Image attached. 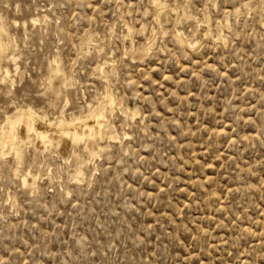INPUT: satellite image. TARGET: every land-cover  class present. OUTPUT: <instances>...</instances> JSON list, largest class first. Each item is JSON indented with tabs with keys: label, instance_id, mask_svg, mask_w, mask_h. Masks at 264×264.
Listing matches in <instances>:
<instances>
[{
	"label": "rangeland",
	"instance_id": "rangeland-1",
	"mask_svg": "<svg viewBox=\"0 0 264 264\" xmlns=\"http://www.w3.org/2000/svg\"><path fill=\"white\" fill-rule=\"evenodd\" d=\"M0 42V131L114 101L90 151L17 129L0 264H264V0H0Z\"/></svg>",
	"mask_w": 264,
	"mask_h": 264
},
{
	"label": "bare ground",
	"instance_id": "bare-ground-1",
	"mask_svg": "<svg viewBox=\"0 0 264 264\" xmlns=\"http://www.w3.org/2000/svg\"><path fill=\"white\" fill-rule=\"evenodd\" d=\"M158 1V0H157ZM154 2H152V6H154ZM160 2V1H159ZM161 4V3H160ZM165 4V3H164ZM156 5V4H155ZM158 6V5H157ZM168 7V6H167ZM174 8V7H173ZM158 10V9H157ZM162 12V9H160ZM171 9H169L170 11ZM175 10V9H174ZM163 13V12H162ZM161 13V15H162ZM170 13V12H169ZM263 13V12H262ZM157 14V13H156ZM158 15V14H157ZM156 17V15H155ZM187 18V17H186ZM262 18V16H261ZM157 19V18H156ZM206 19V18H205ZM30 23H34L37 21V18H31L30 19ZM161 23V22H159ZM204 23V22H203ZM209 25V24H208ZM207 26V24H206ZM218 26V25H217ZM221 26V24H220ZM160 27V26H158ZM222 27V26H221ZM220 27V29H221ZM208 29V28H207ZM209 30V29H208ZM207 30V31H208ZM219 30V29H218ZM176 31V30H175ZM210 32V31H209ZM177 33V32H176ZM221 33V32H220ZM219 33V34H220ZM207 34V32H206ZM210 34V33H209ZM176 36V35H175ZM217 36V35H216ZM218 37V36H217ZM182 38V37H181ZM220 38V37H219ZM183 39V38H182ZM181 39V40H182ZM222 39V38H221ZM184 41V39L182 40ZM181 41V42H182ZM183 43V42H182ZM186 43V42H185ZM184 43V44H185ZM189 43V42H187ZM192 45V44H190ZM0 46H3V44L0 42ZM6 47V46H5ZM1 51V50H0ZM10 58V57H9ZM11 60H15L14 56H11ZM9 61V59H8ZM12 62V61H11ZM56 64V61H52ZM104 64V63H103ZM5 73V77H7L9 75V71L8 69L3 70ZM56 71H60L59 66L56 65ZM102 72V71H101ZM56 74V73H55ZM4 77V76H3ZM49 85L50 82H49ZM58 87V86H57ZM58 89V88H57ZM106 94V93H105ZM104 94V95H105ZM110 95V93H109ZM111 96V95H110ZM110 96L105 95L104 97V101H102L101 103H98L100 107L99 109L92 107V109L90 108L88 115H86V118L84 116L85 119L81 120L80 118H75L73 120H66L63 116H61L60 118L58 117V122H57V126L56 128H51V125L49 124L47 126V128L45 129H39L37 124H36V114L32 111V109L25 107V109L21 108L16 110V113L13 115V117H10V119L7 118V120H9V122H7L9 125L6 127H3L2 130L0 131V148L2 149V151H0V154H4L5 153V149L8 148L11 150V152L13 151L14 154V159L16 161L17 164L21 163L23 160V153H22V148H21V143L23 142L22 139L19 137L17 129L20 127H23L25 129V132L27 133V137L29 136V133H32L37 141H42V142H49L50 144V136L51 135H60L62 137L60 138H66L67 141L71 144V143H79L81 142L84 138H87L89 141V143H87V147H89V150H92L91 147H93V145L91 146V143H94L93 141H95L97 138L101 137H105L106 132L104 130L105 128V105L108 103L110 105L113 104V97L111 98ZM57 102V101H55ZM99 102V101H98ZM117 103H115L114 105H116ZM54 105V104H53ZM89 105V104H88ZM87 105V106H88ZM109 105V106H110ZM108 106V107H109ZM20 106H17V108ZM94 108V109H93ZM110 108V107H109ZM108 108V109H109ZM112 108V106H111ZM15 109V108H14ZM124 112V111H123ZM14 113V112H12ZM125 113V112H124ZM7 115V114H6ZM9 116V115H8ZM12 116V115H11ZM6 118V117H4ZM38 118V117H37ZM42 118V117H41ZM46 119V118H44ZM38 120H42V119H38ZM5 121V120H4ZM49 121V120H48ZM51 122V121H50ZM4 123V122H3ZM56 123V122H55ZM107 123V122H106ZM2 124V123H1ZM1 126V125H0ZM108 128V126H107ZM19 131V130H18ZM24 131V130H23ZM23 132V133H25ZM109 134V132H108ZM26 135V134H25ZM31 137V136H30ZM33 137V136H32ZM109 140H114L116 137L113 134H109L108 136ZM23 138V137H22ZM26 138V137H25ZM106 138V137H105ZM100 139V138H99ZM62 140V139H61ZM58 141V140H57ZM85 141V139H84ZM60 142V141H59ZM62 142L60 143V145H62ZM65 143V142H64ZM43 144V143H41ZM48 144V145H49ZM43 146V145H42ZM46 146V145H45ZM86 146V144H85ZM44 147V146H43ZM92 152V151H91ZM90 153V152H89ZM94 153V152H93ZM82 162V161H81ZM83 164V162H82ZM29 172H27L23 177V183L26 182V177L29 176ZM81 174V169L79 168L78 170H76V175H80ZM75 178H78L77 176H75Z\"/></svg>",
	"mask_w": 264,
	"mask_h": 264
}]
</instances>
